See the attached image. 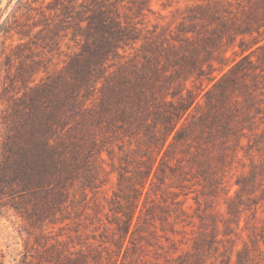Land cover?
<instances>
[{
  "label": "rangeland",
  "instance_id": "1",
  "mask_svg": "<svg viewBox=\"0 0 264 264\" xmlns=\"http://www.w3.org/2000/svg\"><path fill=\"white\" fill-rule=\"evenodd\" d=\"M0 264H264V0H0Z\"/></svg>",
  "mask_w": 264,
  "mask_h": 264
},
{
  "label": "trees",
  "instance_id": "2",
  "mask_svg": "<svg viewBox=\"0 0 264 264\" xmlns=\"http://www.w3.org/2000/svg\"><path fill=\"white\" fill-rule=\"evenodd\" d=\"M25 164H27V166L30 167V168L32 167V163L29 162L28 160L26 161ZM23 168H24V167H22V168L19 169V174H20L19 176H21V174L24 173ZM24 169H25V168H24ZM23 176H24V175H23Z\"/></svg>",
  "mask_w": 264,
  "mask_h": 264
}]
</instances>
